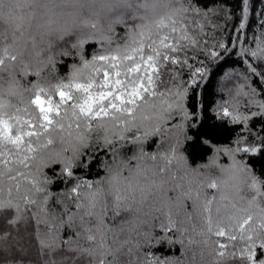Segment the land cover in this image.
<instances>
[{"label": "snow or ice", "instance_id": "1", "mask_svg": "<svg viewBox=\"0 0 264 264\" xmlns=\"http://www.w3.org/2000/svg\"><path fill=\"white\" fill-rule=\"evenodd\" d=\"M82 9L69 0H0L3 252L12 253L11 238L21 255L35 252L29 264H196L195 254L191 262L155 256L152 247L166 242L180 244L181 257L201 246L211 264H264V177L248 163L264 155V87L254 86L264 85V9L245 43L250 0H241L232 40L211 46L206 29L235 19L226 6L102 0ZM90 43L98 47L89 57ZM229 43L244 69L224 72L219 91L228 99L209 103L197 91L214 75L206 60L230 52ZM61 57L73 60L66 76L49 80L44 73H56ZM225 131L232 135L221 142ZM196 145L211 153L207 162L192 160ZM94 162L103 175H76ZM57 180L66 189L54 193ZM193 215L201 226L190 230Z\"/></svg>", "mask_w": 264, "mask_h": 264}, {"label": "trees", "instance_id": "2", "mask_svg": "<svg viewBox=\"0 0 264 264\" xmlns=\"http://www.w3.org/2000/svg\"><path fill=\"white\" fill-rule=\"evenodd\" d=\"M54 2H61V0H54ZM198 3L200 6L204 5H217V6H226L227 8L231 9V12L235 19L232 21H229L222 29H218L213 33L211 28L206 29L209 33V36L207 37L209 39V45L211 46L212 43H214L216 40L224 39L226 42H230L235 35L234 26L238 23L240 19V5L241 0H198ZM261 9H264V0H250V13H249V20L246 28V36L247 40L245 43L251 42V38L254 34H257L260 30V22L258 17L261 16ZM4 24L0 22V31L4 30ZM116 31V39L118 41L122 40L124 35V28L121 25H116L115 27ZM37 43L39 45V37H37ZM254 46V43L252 44ZM98 45H95L94 43H90L86 45V55L91 56L94 49H96ZM231 43H229V49L230 52H223L220 49H217L218 52H220V56L215 60H206L207 66L211 70L214 75L212 76L211 81H208L207 79L205 81L200 82V89H197V91H200L203 89L205 97L209 103L216 101V102H222L224 99H228L227 95L219 91V82L221 77L223 76L224 72H232L233 70L239 72L244 69V65L242 63V60L239 59L235 53H231ZM237 50L239 49V44L236 45ZM200 60H205V56L203 54H200L199 57ZM57 63V72L52 73L50 70L46 71L44 73L45 77H47L49 80H55L57 76H66L69 65L73 62L71 57H61L58 58ZM78 62V61H77ZM191 63L194 66H199L198 60H191ZM182 78L187 80L188 78V70L185 68L182 72ZM35 80L34 76H29L26 79L22 81V83H29L30 81ZM254 86L259 90L264 85H261L258 80L255 81ZM0 87L7 88V75L6 74H0ZM161 90L163 88L161 87ZM261 126L260 121L255 122V127L257 130H259ZM231 133L228 131L223 132L221 136H219L217 139L221 142H227L230 137ZM148 151H155L156 150V144H155V138H153L152 141L149 142V144L146 146ZM130 154V152H129ZM189 154L193 161L195 162H207V157L211 154L208 152L207 149L196 145L189 148ZM99 156L103 158V153H99ZM110 160L111 157H108ZM220 162L223 164H226L228 162V159L226 156L220 157ZM249 165L254 169L256 174L259 177H264V155H257L255 157H252L248 160ZM76 175L82 176L86 179H97L99 175H103V169L99 168L97 166V163L94 162L90 169H83V168H77L75 170ZM218 174V173H217ZM49 175H52L51 170H49ZM70 186V185H69ZM51 190L54 193H59L61 191H64L66 189V185L63 181L57 180L55 183H53L51 186ZM209 194L211 195V190H209ZM189 211H191V208L189 207ZM155 223V232L156 234H160L159 230V221L154 222ZM195 226L197 229L201 226V221H199L195 215H193V219L191 223L188 225L189 229ZM199 239V237H197ZM213 240L217 239L216 237L212 238ZM8 245L12 246V253L11 254H5L2 250V245H0V264H4L5 261L11 262L12 260L20 261L23 260L25 264H29L30 261H34L37 259L35 252L30 251L28 255H21L20 253L16 252L15 250V241L11 240L9 238ZM185 243L187 244V240H185ZM151 251L154 253L155 256L163 259L166 257H175L180 259H187L189 262L193 259V254H195V262L196 264H211L213 257L209 256L207 252H205L203 261L201 260V246L193 245L191 248H189L186 251L185 257H181V246L180 244H174L169 245L166 242H161L159 244H156L154 247H152Z\"/></svg>", "mask_w": 264, "mask_h": 264}, {"label": "clouds", "instance_id": "3", "mask_svg": "<svg viewBox=\"0 0 264 264\" xmlns=\"http://www.w3.org/2000/svg\"><path fill=\"white\" fill-rule=\"evenodd\" d=\"M69 2H75L79 5H83V11L85 13H87V11L89 10V6L95 5V6H99V4L102 2V0H69ZM80 10V9H77Z\"/></svg>", "mask_w": 264, "mask_h": 264}]
</instances>
